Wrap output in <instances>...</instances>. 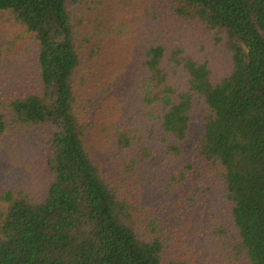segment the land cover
I'll use <instances>...</instances> for the list:
<instances>
[{"label":"trees","instance_id":"16d2710c","mask_svg":"<svg viewBox=\"0 0 264 264\" xmlns=\"http://www.w3.org/2000/svg\"><path fill=\"white\" fill-rule=\"evenodd\" d=\"M86 1L0 0V16L37 44L38 66L25 93L0 96V142L28 131L46 145L38 194L0 182V264H264V0H167L174 15L224 35L227 69L215 77L149 39L140 96L115 116L105 152L89 148L74 85L71 7ZM154 133L177 167L148 169ZM189 142L192 161L180 162ZM152 184L164 196L148 205L138 192ZM181 233L201 236L192 256L175 248Z\"/></svg>","mask_w":264,"mask_h":264},{"label":"rangeland","instance_id":"374dc122","mask_svg":"<svg viewBox=\"0 0 264 264\" xmlns=\"http://www.w3.org/2000/svg\"><path fill=\"white\" fill-rule=\"evenodd\" d=\"M168 3L167 0H146L144 4L90 0L71 7L70 19L80 57L74 85L84 117H90L93 127L88 140L90 149L109 151L113 135L110 125L115 116L126 111L128 104L140 96L139 62L149 39L168 47L178 46L198 61L207 62L215 77L226 71L230 55L224 46V35L203 28L197 21L174 15ZM99 28L103 34H99ZM36 54L37 44L32 37L8 15H1L0 96L23 94L32 86L38 73ZM157 134L154 133L152 140H145L146 146L154 151L148 169L161 172L177 167V158L166 155V143ZM184 149L179 161L188 163L193 158L191 143ZM45 150L40 133L25 131L4 137L0 142V182L10 190L26 191L28 196L38 194L44 184L41 165ZM157 189L153 184L146 185L138 196L148 205L155 204L157 198L164 196ZM180 192L185 195L187 188H181ZM168 201L171 204V198ZM196 222L201 223L202 229L206 227L204 219ZM190 229L194 230V225L185 228L188 236ZM180 236L175 248L180 252L190 251L192 256L197 243L200 245V234L194 233L190 238L182 233ZM196 236L197 242L193 240Z\"/></svg>","mask_w":264,"mask_h":264}]
</instances>
